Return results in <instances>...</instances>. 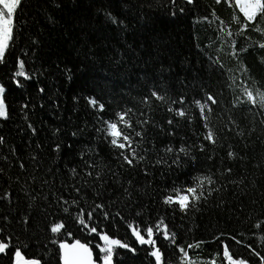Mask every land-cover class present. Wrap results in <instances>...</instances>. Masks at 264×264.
Instances as JSON below:
<instances>
[{
    "label": "trees",
    "instance_id": "16d2710c",
    "mask_svg": "<svg viewBox=\"0 0 264 264\" xmlns=\"http://www.w3.org/2000/svg\"><path fill=\"white\" fill-rule=\"evenodd\" d=\"M124 2L129 7H122L119 0H63L62 6L55 8L50 0H26L23 12L18 15L15 44L7 54V65H0V82L8 88L6 102L9 105V119H0V136L5 138L4 144L0 145V168L4 169L0 173V196L12 194L11 203L0 201V209L12 214L10 231L21 235V239L25 238L16 220L19 214L29 211L31 201L26 191L31 195L36 192L49 194L51 201L50 187L51 192H56L62 184L75 183L65 164L69 167L75 165L81 171L78 153L85 144L92 142L95 112L85 98L89 95L95 94L106 102V118L113 117L120 107L128 106L136 109L138 117L141 111L148 113L165 132L170 130L167 120H176L174 137L161 133L158 127L148 126L147 135L155 138L158 147L169 142L179 145L182 140L187 145L200 143L207 130L199 118L189 123L186 118L174 117L167 111L168 104L154 99L151 112L139 103L143 96L150 95L149 87L159 82L170 97L185 95L191 114L198 113L191 100L203 97L202 88L216 96L219 104L210 114L209 123L217 134V145L209 144L204 153L193 149V154L198 157V171L210 169L216 174L217 186L224 187L220 192H214L208 202L201 205L200 211L190 212L187 216L178 210L173 216V209L161 202L163 193L150 190V195L136 197L146 205L145 219L154 223L159 216H164L185 247L193 240L207 241L201 246L202 251L196 250L202 264H209L212 258L217 259V264H227L222 255L223 245L219 241L212 242L213 236L222 231L242 241L237 244L227 236L221 237L229 243L236 258H248L251 264H257L259 258L251 255L247 245L251 244L264 255V123H261L264 121V109L255 107L249 111L252 106L248 104L233 105V101L241 97V81L247 76L239 70L237 60L229 55L228 38L218 33L220 23L211 16V10L214 8L225 22V28L231 27L234 32L240 25L233 16L242 18V14L224 0L219 5L214 0H197L194 6H186V12L176 17L168 15L162 6L166 0L159 3L157 0ZM101 7H107L114 15L125 19L128 31L123 32L110 24L98 11ZM141 13L145 14L146 23L140 19ZM49 15L51 21L47 19ZM203 16H209L212 23L197 22ZM249 31L254 40L259 39L257 33ZM33 40L38 41L35 46ZM237 40L239 47L242 40ZM16 57L23 58L28 70L35 74L34 81L28 82L24 89L15 88L9 79ZM208 57L213 60L219 57L225 69L232 71L226 72L213 65ZM241 59L248 68L247 75L251 77L249 86L264 89V50L250 47ZM65 66L72 69L71 81L61 71ZM161 66L165 69L163 73ZM37 82L45 87L44 94L37 91ZM229 84H232L231 88L227 86ZM74 96H79V100H74ZM109 100L110 104L107 103ZM24 103L29 107L22 111ZM29 124L37 129L35 134ZM253 127L255 131H251ZM57 128L61 131L54 136L53 131ZM80 129L84 130L82 135L71 136L73 131ZM61 141L72 143V150L55 153L53 146ZM230 150L237 153L235 158L228 157ZM101 154L106 161H111L112 168L120 172L122 180L132 179L137 185L145 183L146 178L139 169H119L111 158V150L104 145H101ZM210 154L213 155L212 160L207 159ZM20 163L25 164L24 169L19 167ZM229 167L232 173H224V169ZM33 176L37 177L36 181L31 179ZM44 179L49 181V185L41 188L40 181ZM165 179L171 182L175 177L165 174L162 178L157 170L153 188L163 187ZM179 182H190V177L182 174ZM65 196L68 198V193ZM35 203L40 207L47 206L42 199ZM82 206L88 207L87 204ZM119 207V204L114 205L109 211L114 212ZM123 213L126 219H131L127 207L123 208ZM258 222L262 225L259 229L255 227ZM35 223L43 227L41 221ZM67 223L75 236L83 238L71 219ZM105 226L110 234L131 242L123 222H119L118 230L108 221H105ZM158 243L166 256L177 261L166 242L158 240ZM48 247L54 248L52 245ZM123 251L124 264H150L143 248L138 249L135 257ZM218 252L220 255L217 257L215 254ZM36 254L33 247L30 255ZM39 254L43 255V252Z\"/></svg>",
    "mask_w": 264,
    "mask_h": 264
},
{
    "label": "snow or ice",
    "instance_id": "6c2138e0",
    "mask_svg": "<svg viewBox=\"0 0 264 264\" xmlns=\"http://www.w3.org/2000/svg\"><path fill=\"white\" fill-rule=\"evenodd\" d=\"M50 2L55 8H60L63 0H50ZM119 2L122 7H129L124 0H119ZM157 2L159 3L160 0ZM196 2L197 0H166L162 6L167 9L168 15L176 17L178 14L182 15L186 12V6H194ZM221 2L222 0H214L216 5L221 4ZM224 2L231 8L239 9L242 14V18L233 16V20L240 25L234 32L231 27L225 28V22L217 15L214 8L211 10V16L220 23L218 33L228 38V47L231 49L229 55L237 60L240 64L239 70L247 76V79L241 81V97H237L233 101V105L248 104L252 106L249 111L255 107L264 109V89H254L249 86L248 79L251 77L247 75L248 68L241 59V55L246 54L250 47L264 50V27L261 26L264 25V0H224ZM25 3L26 0H0V65L6 66L8 63L7 54L10 53L17 38L18 15L23 12ZM148 7L151 8L152 5H148ZM98 11L104 14L110 24L123 32L128 31L129 25L125 19L114 15L107 7H101ZM47 19L51 21L52 17L49 15ZM140 19L146 23L144 13H141ZM200 20L207 21L209 24L212 23L209 16L200 17L197 22ZM249 30L257 33L259 39L254 40ZM220 35L217 38H220ZM237 38L242 40L239 47ZM32 43L35 46L38 41L33 40ZM208 59L220 69L226 72L232 71L225 69V65L219 57L214 60L212 57H208ZM57 67L59 68V65ZM170 70L168 69V71ZM61 71L68 81L73 79V72L70 67L65 66ZM164 71L165 69L161 66V72ZM34 78L35 74L28 70L26 61L16 57L14 70L9 78L12 85L17 89H24L28 82L34 81ZM228 78L232 79L230 76ZM227 86L231 88L232 84ZM7 91L6 84L0 82V119L2 120L9 119V105L6 102ZM37 91L41 94L45 93V87L40 86L38 82ZM201 91L204 93L202 98L191 100V104L198 109L197 114L190 113L185 95L172 98L159 82H155L149 87L150 95H145L140 99L139 103L144 105L148 112L152 111L153 99L164 102L169 105L167 111L172 113L174 117L186 118L189 123L199 118L202 127L207 130L198 144L187 145L182 140L179 145L169 142L162 147L157 146L154 137L147 135L148 126L158 127L161 133L168 137H174L176 135V120L172 118L167 120L170 130L165 132L163 126L157 125L148 113L141 111L139 113V117H143L141 119L137 116L136 109L128 106L120 107L113 117L106 118V102H102L95 94L85 97L88 105L95 112V122L92 125L94 136L91 138L92 142L85 144L78 153L82 162L81 171H78L75 165L69 167L65 164L70 178L75 183L62 184L56 192H51L50 187L51 201L49 194L36 192L35 195H31L30 192L26 191L25 194L29 196L31 201L28 205L29 211L19 214L16 220L25 236L24 239H21V235L10 231V225L13 222L11 212L5 213L0 209V264H124L123 250L135 257L139 248L144 249L146 258L150 259V264H177V261L178 264H202L196 250L202 251L201 246L208 243L207 241L193 240L191 243H187L185 247L183 243L179 242L177 232L174 228H170L164 216H159L154 223L150 222V219H145L146 205L136 199L137 196L150 195V190L158 194L162 192L161 202L173 209V216H175L176 210L183 216H187L190 212L200 211L201 205L206 204L214 192H220L224 187L217 186V179L214 178L216 174L212 173L210 169L207 172L198 171L200 167L198 157L193 154V149L204 153L209 144L213 147L217 145V134L210 126L209 118L219 101L211 91L203 88ZM73 99L78 101L79 96H74ZM107 103L110 104L111 101L109 100ZM172 105L177 106L172 107ZM28 107L29 104L24 103L21 110L23 111ZM28 127L33 134L36 133L37 129L32 124H29ZM60 131L59 128L54 129L53 135L57 136ZM83 131V129L73 131L71 136L82 135ZM251 131H255V128L253 127ZM239 134L242 135V133ZM4 142L5 138L0 136V145ZM101 145L111 150V158L116 161L119 169H139L146 178L145 183L137 185L132 179L122 180L120 172L112 168L110 166L111 161H106L101 154ZM72 148V143L61 141L55 143L52 150L60 154L65 150L71 151ZM227 155L229 158H235L237 153L230 150ZM4 159L6 160L7 157ZM32 159L35 160L36 158L33 157ZM207 159L212 160L213 155H208ZM19 167L24 169L25 164L20 163ZM157 170L162 178L167 174L168 177H175V179H171V182L165 179L163 187L153 188ZM3 172L4 169L0 168V173ZM224 173L231 174L232 168H225ZM224 173L220 174L223 175ZM182 174L189 176L190 182H179ZM31 179L36 181L37 177L33 176ZM231 182L235 183V181ZM45 185H49V181L47 179L41 180L40 187L43 188ZM65 193H68V198H66ZM11 195V193H5L0 196V201L11 203ZM38 199L44 200L47 206H38L35 203ZM98 200L99 203L96 202ZM152 200L155 201V197H152ZM83 204L88 205L87 209L82 206ZM117 204L121 207L114 212L109 211V208ZM124 207L130 210L131 219H126L123 213ZM49 209H53V211L50 212ZM61 213L64 215L61 216ZM69 219L72 220L83 238L75 236L70 230L67 223ZM38 220L42 222L43 227L35 223ZM105 221L110 222L117 230L119 222H123L131 242L129 239H122L110 234L105 226ZM255 227L259 229L262 225L258 222ZM225 236L237 244L242 243V241L238 240L235 235L223 231L213 236L212 242L219 241L223 245L222 255L227 264H251L250 259L236 258L233 255L229 243L221 239ZM158 240L167 243V246L172 250V255L177 257V261L166 256ZM49 245L54 246V248H49ZM33 247L37 250L36 255H30ZM247 247L251 249L252 256L259 258L257 264H264V255L253 248L251 244H248ZM41 252L43 255L39 254ZM219 255V252L215 254L217 257ZM209 264H217V259H210Z\"/></svg>",
    "mask_w": 264,
    "mask_h": 264
}]
</instances>
